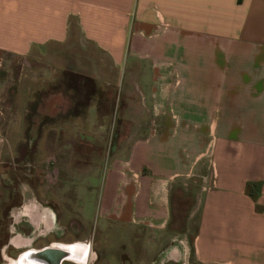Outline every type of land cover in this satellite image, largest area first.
Listing matches in <instances>:
<instances>
[{
  "label": "crops",
  "instance_id": "1",
  "mask_svg": "<svg viewBox=\"0 0 264 264\" xmlns=\"http://www.w3.org/2000/svg\"><path fill=\"white\" fill-rule=\"evenodd\" d=\"M13 58L6 248L264 264V0H0V72ZM17 168L32 177L14 200Z\"/></svg>",
  "mask_w": 264,
  "mask_h": 264
},
{
  "label": "rangeland",
  "instance_id": "2",
  "mask_svg": "<svg viewBox=\"0 0 264 264\" xmlns=\"http://www.w3.org/2000/svg\"><path fill=\"white\" fill-rule=\"evenodd\" d=\"M9 63H10L9 66L7 65V67H5L0 72V78H1V81H3L0 87V111H2L3 113H7V114L12 112L13 114L17 111L16 104L14 103V97L16 95L15 93L18 91L19 79L21 78L22 73H26L25 72L26 66H25V61L21 58H13ZM31 170L32 169H28V168H25V169L17 168L16 169L17 175L15 174L14 176L17 182H14V184L12 185L13 187L12 193H13L14 200L19 198L20 185H22L26 179H29L27 177H32L30 173ZM35 171H36L37 179L38 180L41 179L43 175L41 173L42 169H36ZM45 171L47 173L46 176L47 175L48 176L53 175L54 177L58 176L57 169H51L50 172H48V170H45ZM69 175H72V169H62L60 176L68 177ZM174 204H175V208L177 209V215H175L177 227L179 231H183L184 230L183 221L185 220V215H182V214L193 205V199H191L190 196L187 198L185 196L179 197L175 199ZM8 222H9L8 217H6L5 215L2 216V220H1L2 226H1V231H0V264H9L11 261L20 258L21 256L20 254L22 252L21 250H14L12 248L5 247V245L7 244L6 243L7 240L5 239H8V231H7ZM196 223H195V231H196V225H197ZM101 250H103L104 252H106V254L109 255L106 258L104 257V259L108 261L107 263L102 262L103 255L99 254L98 255L99 257L97 258V260H95L96 258H93V260L92 258H89L88 262H86L85 264H92V262L94 263V261H95V264H123L122 263L123 259L119 255L120 249H118L119 250L118 256H114L116 249L108 248L104 250L103 248H101ZM189 262H190L189 264H192V261H189ZM66 264H75V263L66 262ZM167 264H182V263L181 262H170Z\"/></svg>",
  "mask_w": 264,
  "mask_h": 264
},
{
  "label": "bare ground",
  "instance_id": "3",
  "mask_svg": "<svg viewBox=\"0 0 264 264\" xmlns=\"http://www.w3.org/2000/svg\"><path fill=\"white\" fill-rule=\"evenodd\" d=\"M20 201V200H19ZM22 201V200H21ZM17 230V229H16ZM13 234V233H12ZM16 234V233H15ZM7 240V239H5ZM9 240V239H8ZM17 244V242H15ZM174 248V247H173ZM65 251H68L70 252V255L68 258H72V260L78 262V263H82V264H85L84 260L85 258L84 257H78V255L82 256V255H86L87 253V248H84L82 247V245H76V246H73V247H64L63 248ZM171 251V250H170ZM176 251V250H175ZM174 251V252H175ZM167 252V251H166ZM170 253V252H169ZM180 254V253H179ZM178 254V255H179ZM74 256V257H73ZM54 255H47V254H44V255H41L40 256V259L41 261H43V263L45 264H54V259H53ZM180 258V257H179ZM34 262L36 263H39L37 261H35V259H32V258H29L27 256V254H24V255H21L20 258L16 259V260H13L11 261L9 264H35Z\"/></svg>",
  "mask_w": 264,
  "mask_h": 264
},
{
  "label": "water",
  "instance_id": "4",
  "mask_svg": "<svg viewBox=\"0 0 264 264\" xmlns=\"http://www.w3.org/2000/svg\"><path fill=\"white\" fill-rule=\"evenodd\" d=\"M24 254H27L29 258L35 259V261L39 262V263L34 262L35 264H45L40 259L41 255H44V254L54 255L53 257L54 264H61L64 259L69 257L70 252L57 249V248H46L41 251H28V252L23 253L22 255Z\"/></svg>",
  "mask_w": 264,
  "mask_h": 264
}]
</instances>
